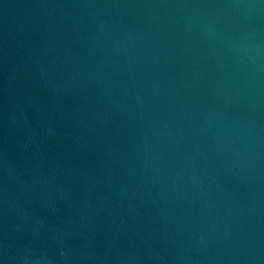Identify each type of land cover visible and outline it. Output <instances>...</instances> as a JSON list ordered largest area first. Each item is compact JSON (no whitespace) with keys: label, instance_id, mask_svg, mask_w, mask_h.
Segmentation results:
<instances>
[{"label":"water","instance_id":"95a60500","mask_svg":"<svg viewBox=\"0 0 264 264\" xmlns=\"http://www.w3.org/2000/svg\"><path fill=\"white\" fill-rule=\"evenodd\" d=\"M0 264H264V0H0Z\"/></svg>","mask_w":264,"mask_h":264}]
</instances>
